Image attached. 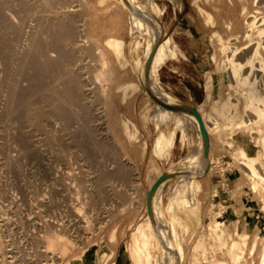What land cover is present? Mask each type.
<instances>
[{
    "label": "bare ground",
    "instance_id": "1",
    "mask_svg": "<svg viewBox=\"0 0 264 264\" xmlns=\"http://www.w3.org/2000/svg\"><path fill=\"white\" fill-rule=\"evenodd\" d=\"M129 4L132 13L129 37L137 40L145 37L148 40L147 52L151 61L145 66L139 61H132V69L137 75L138 83H131L124 88L123 100L138 92L141 86H152L153 75L160 64L169 56L180 52L179 47L171 37L160 41V31L157 30L151 19L145 16L135 0H122ZM200 0H194L198 4ZM240 15L245 16V30L243 33H233L232 38L226 40L220 35L218 38L220 63L218 68L224 73V81L230 87H242L239 101L223 103L217 110V117L207 116L201 106L197 108L180 107L178 101L167 93L158 91L154 97L162 107L154 112L159 124L169 117L178 120V125L185 131V137L191 144L192 138L188 127L193 123L203 140V151L195 153L182 164L166 171L156 173L150 185L160 176L162 179L151 188V201L146 222L137 223L133 227L135 247L132 255L136 257L137 264H144V257L139 249L138 241L145 232L158 236L164 246L163 263L182 264L183 248L171 247L172 234L166 230L164 212L161 209V190L164 183L177 175L176 169L188 172L200 167L199 179L205 180L209 174V161L212 158L213 144L211 137L221 134L234 127H249L256 131L254 143L242 145L235 157L243 162L242 169L255 181L254 188L258 189L264 176L258 171L259 149L264 153V134H260V123L264 122V0H240ZM71 0H0V87L6 83V96L11 104V128L17 132L24 126L32 127L39 135V139L32 144L33 148L26 146L23 154L44 146V159L47 154H54L57 165L51 170L46 163L48 172L45 182L51 195L44 194L45 209L56 210L65 200H76L78 205L92 206L98 191L96 181L93 180L92 168L103 165L111 141L103 138L104 132L109 130V121L106 108L102 105V98L107 96V91L102 81V73H95L93 64L89 60L93 55L99 65L108 69L110 62L99 47L97 40L90 36L81 23L84 12L70 10ZM236 4L235 0H231ZM212 15H208V22H212ZM144 23L147 24L145 27ZM238 33V34H237ZM159 40V41H158ZM107 44L118 60H121L125 41L110 39ZM138 44H140L138 42ZM139 46H133L137 49ZM152 53V56L150 55ZM93 54V55H92ZM11 70V79L6 80L5 74ZM158 88H160L158 86ZM212 93L207 94V99H212ZM181 102V101H180ZM239 102L241 106L239 107ZM169 108L172 111L166 110ZM196 109L210 137V145L199 130L198 119L193 112ZM175 111V113H174ZM179 112V113H178ZM185 114V116H182ZM123 128L130 138L137 135V127L127 118H123ZM176 129L170 136L162 133L156 138L157 151L164 153L163 149L171 151L174 144ZM228 147L230 144L225 143ZM124 159L135 170L134 163L124 150ZM155 167H149L148 172ZM123 168L117 170L118 175H123ZM194 171L191 172L193 174ZM190 174V176H191ZM133 186L129 188V201L123 206L132 205L135 200L144 195V207L148 188L142 187L141 180L135 173ZM193 178H179L182 184L175 203L179 202L184 208H189L194 203L198 209V202L194 198L196 184L200 181ZM149 185V186H150ZM113 192L121 197L125 194L122 185H114ZM104 193L102 190L99 192ZM124 196V195H123ZM100 197V196H99ZM113 196L101 195L104 203ZM264 197V194H263ZM190 200H189V199ZM112 200H110L111 202ZM106 204V203H105ZM112 205V202L110 203ZM104 206V205H103ZM82 208V207H81ZM78 207V209H81ZM224 207L215 210L212 218L214 222L208 225L209 237L198 236L195 248L202 249V255H190V264H227L218 255L227 253L233 264H264V234L263 239L255 236L251 244L247 245L246 233L230 232L219 220ZM264 212V201L261 206ZM123 210V208H122ZM57 219V218H56ZM41 227L34 226L28 231L37 232L29 235V242H34L35 247L30 253V264H37L41 259L44 264H129L130 252L128 247L123 248L116 258L114 249L102 243L98 249L84 248L78 254L68 256V247L64 245L60 251L56 249V242L73 244L71 238L65 236L58 229H52L54 220L49 217L42 218ZM58 223V220L56 221ZM241 221H238V228ZM24 226V225H23ZM25 227V226H24ZM50 227V228H48ZM28 228V227H27ZM117 227H113L108 234L110 244L117 242ZM11 235L4 234L5 246L0 253V264H22L19 245ZM27 235V236H28ZM44 245H39L40 241ZM177 243V242H176ZM66 259H63V258ZM49 259L50 261H46ZM63 259V260H62Z\"/></svg>",
    "mask_w": 264,
    "mask_h": 264
},
{
    "label": "rangeland",
    "instance_id": "2",
    "mask_svg": "<svg viewBox=\"0 0 264 264\" xmlns=\"http://www.w3.org/2000/svg\"><path fill=\"white\" fill-rule=\"evenodd\" d=\"M135 1H137L136 3L142 13L149 17L157 30L160 31V41L167 38L161 23L162 8L164 3H166L165 0ZM119 2L130 9L129 4L124 3L122 0H119ZM175 2L182 3L185 0H175ZM235 2L236 4H232L231 0H200L201 5H204L212 13L217 14L226 24H230L231 30L229 32L225 30V35L223 36L226 40L235 36L236 34L233 35V33L237 31H239L238 33H243L246 26L245 16H239L241 1L235 0ZM69 9L82 10L84 12L81 23L84 25L83 28L86 32L90 36H93L89 0H71ZM231 21L232 23H230ZM144 25L145 27L147 26L146 23ZM218 38L216 36L213 37V67L207 75L205 85L207 94L210 92L213 96L212 99L206 98L204 104L201 106L206 115L213 118L217 117V110L223 103L228 100L238 102L243 89L242 87H230L224 81V73L218 68V64L220 63ZM147 43L148 40L145 37H139L137 40L129 37L123 46L121 58L123 64L132 67V61H139L143 66L150 62L151 57L148 56L149 52L146 50ZM137 45L139 47L134 49L133 46L136 47ZM150 55L152 56V53ZM89 60L93 64L95 73H102V81L107 90L110 68H102L94 55ZM156 73L157 70L154 72L152 79L153 84L157 85V88L152 90V86L141 87L148 92L151 98H154L158 102V99L154 95L158 91L166 92L160 87ZM5 76L6 80H10L11 70ZM102 105L105 108L107 107V96L102 98ZM177 105L179 108H191L192 106L189 103L180 101H178ZM240 106L241 102H239ZM158 107H162V105L155 104V111ZM194 107L197 108L198 106L195 105ZM166 110L172 111L169 108ZM182 116H185V114H182ZM151 117L153 116L151 115ZM163 123H166V126L162 130H159L155 137L158 138L162 133L170 136L171 130L176 129L174 141L176 137L185 152V155L178 162L170 159L167 161L170 151L166 149H163L164 153L157 151L155 138L154 152L159 155L160 159H163L162 165L156 167L151 172H148V168L146 167L139 169L135 166L136 169L134 170L131 164L124 159L122 153L124 149L116 140L115 134L109 126L110 129L105 131L103 135L106 141H111L112 143L107 150L108 157H105L103 165L92 168L91 176H93V180L97 183L96 189L98 191L93 205L88 208L84 203H81L82 206L78 205L76 200H65L56 210L45 209L46 200L43 198L44 194L51 195L52 193L45 182L44 176L48 172L46 163H49L51 170H54L58 159H56L53 153L47 154L49 162L47 159H44L45 147L42 145H39L34 151L29 152L28 155L23 154V148L26 146L33 148L32 144L40 136L36 135L38 133L29 126L19 128L17 132L11 128V104L6 96V83L2 84L0 87V253L2 254V248L6 243L4 241V234L8 233L11 235L12 232V236L19 245V249L17 250H19L22 264H30L28 262L31 256L30 253L34 249L32 247H35L34 245L36 244L33 241H28V234L37 235V232L28 231V229L34 228L35 225H39L41 229H44L41 224L43 222L42 218L51 216V219L55 221L51 228L58 229V232H62L73 241V244L60 241L55 243L57 251H60L64 245H67L68 256L66 258L75 253H80L84 248L98 249L102 243H105L115 251L117 243L115 245L109 243V231L119 223H122V226L128 225L127 230L122 228L124 237L122 245L128 247L131 254L129 264H137L136 257L132 255V249L135 247L132 232L135 224L147 221L145 217L144 195L140 199L135 200L131 206H123L129 201V188L134 185L133 179L136 177L135 173L140 178L142 187L149 189L150 181L155 178L156 173H165L177 167V165L182 164L187 158L201 152L203 145H205V141L193 123L188 127V132L192 138L191 144L188 143L185 131L178 125L176 118L171 116L164 120ZM259 125L260 134H264V122H261ZM256 136V131L249 127H234L220 135H213L211 137L213 144L212 158L215 160L209 161V174L205 180L199 179L200 167L197 166L194 170L193 168L189 169L188 172L176 169L177 175L164 183L161 190V209L164 212L166 230L169 234H172L175 241V243L171 244V247L173 250L177 249V245L183 248L182 264H190L191 254L202 255V249L199 247L195 248L194 246L198 241L199 235H203L204 239L209 237L210 231L208 225L214 222L212 216L215 210H220L221 207H224V213H222L219 220L223 221L226 230L232 233L237 230L246 233V243L248 246L255 236L263 239L264 212L260 208L264 201V180H262L261 186L255 189L254 183L256 180L254 181L242 169L240 163L243 161L234 158V153L237 154L240 147L245 143H254ZM225 143L230 144V147ZM259 156L260 160L257 167L258 171L264 176V153L261 149H259ZM119 168H123V175L117 174ZM192 171H194L193 174H191ZM181 177L185 179L191 177L193 181L196 179L200 181L199 183H194L197 185L194 190V198L198 202V209L194 207L193 202L189 208H184L179 202L175 203L177 194L182 187V184L177 181ZM120 184L125 189V194L118 197L113 192V186ZM100 190L104 193L100 194ZM102 194L105 196L111 194L113 197L108 202L106 201L105 204L104 200L100 198ZM110 200H112V205L110 204ZM78 207L82 208L78 209ZM57 220L58 223H56ZM238 221H241L239 228ZM39 245H44V241L41 240ZM138 245L144 257V264H164L162 261L164 246L158 236H154L150 231H147L139 239ZM115 253L116 258H118L120 252ZM66 258L64 257L63 259ZM218 258L227 264H233L232 259L227 253L218 255ZM45 260L50 261L46 258ZM37 264H44V262L39 259ZM56 264H62V262Z\"/></svg>",
    "mask_w": 264,
    "mask_h": 264
},
{
    "label": "crops",
    "instance_id": "3",
    "mask_svg": "<svg viewBox=\"0 0 264 264\" xmlns=\"http://www.w3.org/2000/svg\"><path fill=\"white\" fill-rule=\"evenodd\" d=\"M165 2L161 14L162 28L165 35L177 44L181 53L170 56L158 67L157 81L160 87L175 99L192 106H202L207 98V75L213 67V37L217 34L223 37L225 30L229 32L231 26L201 5L200 1L198 4H195L194 0H185L182 3H176L175 0ZM89 4L92 34L111 66L106 90L109 125L116 140L137 168H156L162 165L163 159L154 152V140L166 123L159 124L154 117L155 104L143 87L123 100L124 88L131 83H138L139 80L132 67L118 60L107 44L110 39L127 41L129 38L130 9L119 0H89ZM209 14L213 17L212 22L207 20ZM123 118L136 125L138 131L135 138H130L125 133ZM184 155V148L175 137L167 161L170 159L178 162ZM127 226H122V223L116 226L117 253H121L126 247L122 245V228L127 230Z\"/></svg>",
    "mask_w": 264,
    "mask_h": 264
},
{
    "label": "water",
    "instance_id": "4",
    "mask_svg": "<svg viewBox=\"0 0 264 264\" xmlns=\"http://www.w3.org/2000/svg\"><path fill=\"white\" fill-rule=\"evenodd\" d=\"M151 101L157 105H161L159 102H157L154 98H151ZM193 112L195 113L198 122H199V130L201 132V134L203 135V137L205 138V140L207 141L208 145H210V137L209 134L205 128V125L202 121L201 115L199 114V112L194 108ZM162 179V176L156 178L154 180V182L150 185L149 189H148V194H147V198H146V203H145V212L148 213V207H149V203L151 201V188H153L160 180Z\"/></svg>",
    "mask_w": 264,
    "mask_h": 264
}]
</instances>
